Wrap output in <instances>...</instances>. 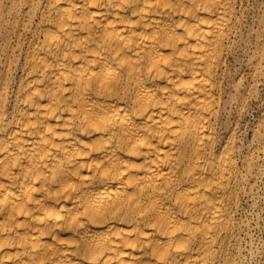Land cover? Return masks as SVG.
Instances as JSON below:
<instances>
[{"label": "bare ground", "instance_id": "obj_1", "mask_svg": "<svg viewBox=\"0 0 264 264\" xmlns=\"http://www.w3.org/2000/svg\"><path fill=\"white\" fill-rule=\"evenodd\" d=\"M244 1L0 0V264H234Z\"/></svg>", "mask_w": 264, "mask_h": 264}, {"label": "rangeland", "instance_id": "obj_2", "mask_svg": "<svg viewBox=\"0 0 264 264\" xmlns=\"http://www.w3.org/2000/svg\"><path fill=\"white\" fill-rule=\"evenodd\" d=\"M221 70L218 137L230 140L242 177L234 212V264H264V0H245ZM9 40H13L8 38ZM4 58H1V67Z\"/></svg>", "mask_w": 264, "mask_h": 264}]
</instances>
